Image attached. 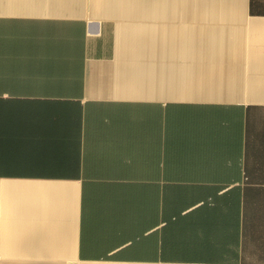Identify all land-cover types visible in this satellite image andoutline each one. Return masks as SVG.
Masks as SVG:
<instances>
[{
    "label": "crops",
    "instance_id": "1",
    "mask_svg": "<svg viewBox=\"0 0 264 264\" xmlns=\"http://www.w3.org/2000/svg\"><path fill=\"white\" fill-rule=\"evenodd\" d=\"M0 264H264V0H0Z\"/></svg>",
    "mask_w": 264,
    "mask_h": 264
}]
</instances>
